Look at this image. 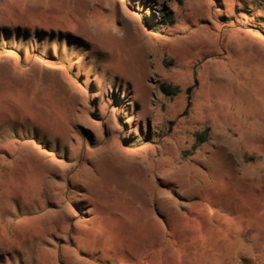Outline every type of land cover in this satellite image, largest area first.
<instances>
[{
  "label": "rangeland",
  "instance_id": "1",
  "mask_svg": "<svg viewBox=\"0 0 264 264\" xmlns=\"http://www.w3.org/2000/svg\"><path fill=\"white\" fill-rule=\"evenodd\" d=\"M0 264H264V0H0Z\"/></svg>",
  "mask_w": 264,
  "mask_h": 264
},
{
  "label": "trees",
  "instance_id": "2",
  "mask_svg": "<svg viewBox=\"0 0 264 264\" xmlns=\"http://www.w3.org/2000/svg\"><path fill=\"white\" fill-rule=\"evenodd\" d=\"M162 18L164 19L163 21H172L170 13L165 11L163 12ZM167 88L169 87H166L164 85L160 86V90L164 93H169Z\"/></svg>",
  "mask_w": 264,
  "mask_h": 264
}]
</instances>
